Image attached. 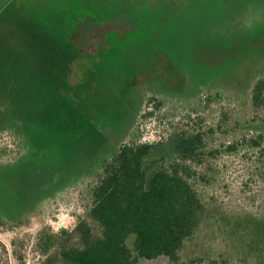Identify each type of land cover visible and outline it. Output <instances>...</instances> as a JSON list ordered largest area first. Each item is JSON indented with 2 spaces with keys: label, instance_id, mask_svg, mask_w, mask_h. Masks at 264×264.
<instances>
[{
  "label": "rangeland",
  "instance_id": "374dc122",
  "mask_svg": "<svg viewBox=\"0 0 264 264\" xmlns=\"http://www.w3.org/2000/svg\"><path fill=\"white\" fill-rule=\"evenodd\" d=\"M7 6L13 7L0 21L1 93L20 114L6 105L4 125L27 129L29 153L41 156L23 170L15 166L10 181L0 180V214L23 211L24 192L35 207L25 223L0 221V264H63L42 252L39 235L77 223L90 183L70 173L112 145V114L131 103L135 118L139 107L134 124L142 140L166 142L185 127L179 117L173 126L165 119L171 110L203 88L235 87L264 61V0H10ZM156 94L166 96L170 111L143 117ZM51 141L58 149L45 154Z\"/></svg>",
  "mask_w": 264,
  "mask_h": 264
},
{
  "label": "trees",
  "instance_id": "16d2710c",
  "mask_svg": "<svg viewBox=\"0 0 264 264\" xmlns=\"http://www.w3.org/2000/svg\"><path fill=\"white\" fill-rule=\"evenodd\" d=\"M9 2L0 0V21L13 7L7 6ZM1 54L3 46L0 180L5 182L15 166L16 171L23 170L41 155L29 153L27 129L22 134L17 127L4 125L8 105L11 112H18L17 119L20 112L1 93L6 66ZM238 80L235 87H210L165 115L172 126L177 117L185 121V127L166 142L142 140L129 109L112 114V145L103 153L95 151L70 173L81 172L77 181L90 183L83 196L84 211L77 214L73 228L41 233L42 252H52L51 257H59L63 264H140L159 259L166 260L162 264H264V61ZM134 86V80L126 84V95ZM162 95L150 98V110L143 117L170 111ZM54 145L46 142L45 154L58 149ZM5 184L4 191L10 193V183ZM27 196L25 210L14 216L3 210L0 221L27 222L35 209Z\"/></svg>",
  "mask_w": 264,
  "mask_h": 264
},
{
  "label": "flooded vegetation",
  "instance_id": "af4514ba",
  "mask_svg": "<svg viewBox=\"0 0 264 264\" xmlns=\"http://www.w3.org/2000/svg\"><path fill=\"white\" fill-rule=\"evenodd\" d=\"M202 91H205V88H203ZM128 102H129V101H127V104H128ZM128 105H129V107L127 106L128 108H126V109H131V103H129ZM137 109H138V110H137ZM129 111H130V110H129ZM135 111H136L135 115H136V117H137V115H138V113H139V111H140L139 107H137V108L135 109Z\"/></svg>",
  "mask_w": 264,
  "mask_h": 264
}]
</instances>
